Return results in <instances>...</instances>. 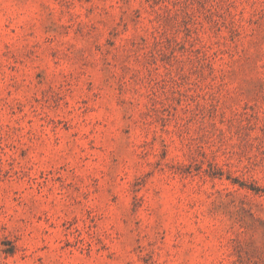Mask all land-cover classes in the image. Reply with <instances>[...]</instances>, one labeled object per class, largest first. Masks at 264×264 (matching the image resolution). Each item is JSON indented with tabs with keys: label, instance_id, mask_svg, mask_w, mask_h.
<instances>
[{
	"label": "rangeland",
	"instance_id": "rangeland-1",
	"mask_svg": "<svg viewBox=\"0 0 264 264\" xmlns=\"http://www.w3.org/2000/svg\"><path fill=\"white\" fill-rule=\"evenodd\" d=\"M0 264H264V0H0Z\"/></svg>",
	"mask_w": 264,
	"mask_h": 264
}]
</instances>
